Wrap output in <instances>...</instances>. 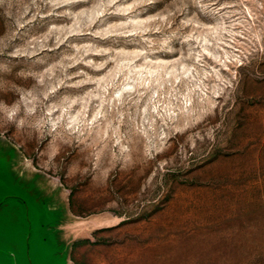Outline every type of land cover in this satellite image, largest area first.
<instances>
[{"label": "rangeland", "instance_id": "obj_1", "mask_svg": "<svg viewBox=\"0 0 264 264\" xmlns=\"http://www.w3.org/2000/svg\"><path fill=\"white\" fill-rule=\"evenodd\" d=\"M15 165L72 264H264V0H0V264Z\"/></svg>", "mask_w": 264, "mask_h": 264}, {"label": "water", "instance_id": "obj_2", "mask_svg": "<svg viewBox=\"0 0 264 264\" xmlns=\"http://www.w3.org/2000/svg\"><path fill=\"white\" fill-rule=\"evenodd\" d=\"M15 172L17 173V176L22 180L27 181H33L34 185L36 186L39 196V202H42V199H45L49 201L50 205L48 206V212L51 216H49L51 219L54 217L57 218L56 222L53 225H48L46 227L45 232H41L39 230L33 231V229L30 227L32 225V219L29 216V206L26 201L22 200V204L27 209V224L29 225V232L26 237V250L24 251V254L17 257V254L10 253L9 255L11 258H13L12 264H72L70 261V249L72 243L76 239L70 240L67 237L66 232L64 231L66 222L64 213L65 210L62 208V203L58 202L54 194L50 193L47 189L42 187L40 183L38 182L37 178L35 176L29 177L25 174L21 173L19 169L14 166ZM3 204L0 202V207ZM44 226V222H43ZM49 233L53 234V245L54 249L50 251H46L43 247L47 246L48 242L50 243V236ZM39 248L41 252L37 251V247ZM33 248V250H32ZM23 252V251H22ZM35 255V257H34ZM2 261V258H0V263ZM63 261V262H62Z\"/></svg>", "mask_w": 264, "mask_h": 264}, {"label": "snow or ice", "instance_id": "obj_3", "mask_svg": "<svg viewBox=\"0 0 264 264\" xmlns=\"http://www.w3.org/2000/svg\"><path fill=\"white\" fill-rule=\"evenodd\" d=\"M3 245V231H2V221H0V248Z\"/></svg>", "mask_w": 264, "mask_h": 264}, {"label": "bare ground", "instance_id": "obj_4", "mask_svg": "<svg viewBox=\"0 0 264 264\" xmlns=\"http://www.w3.org/2000/svg\"><path fill=\"white\" fill-rule=\"evenodd\" d=\"M206 49V48H205ZM207 50V49H206Z\"/></svg>", "mask_w": 264, "mask_h": 264}]
</instances>
